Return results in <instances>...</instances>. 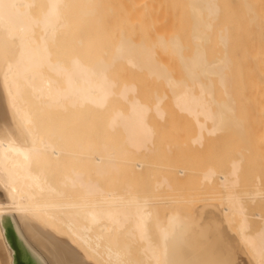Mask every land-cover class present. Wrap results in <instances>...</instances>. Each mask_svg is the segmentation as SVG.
<instances>
[{
	"label": "bare ground",
	"instance_id": "6f19581e",
	"mask_svg": "<svg viewBox=\"0 0 264 264\" xmlns=\"http://www.w3.org/2000/svg\"><path fill=\"white\" fill-rule=\"evenodd\" d=\"M165 1L0 0V264H264V0Z\"/></svg>",
	"mask_w": 264,
	"mask_h": 264
},
{
	"label": "rangeland",
	"instance_id": "374dc122",
	"mask_svg": "<svg viewBox=\"0 0 264 264\" xmlns=\"http://www.w3.org/2000/svg\"><path fill=\"white\" fill-rule=\"evenodd\" d=\"M164 1H165V0H164ZM170 1H171V0H170ZM165 2H166V1H165ZM167 2H169V0H168ZM162 3H163V0H161V2H160L161 6H162ZM170 3H171V2H170ZM164 4H165V3H164ZM171 4H172V3H171ZM171 4H170V5L168 4L169 7L166 6V4H165V5H164L165 7L163 6L162 8H164V9L167 8L166 10L169 11V9L173 7V6H171ZM172 5H173V4H172ZM170 6H171V7H170ZM164 9H163V10H164ZM170 11H171V10H170ZM167 90H168V89H167ZM169 93H170V91H169ZM169 93H167V95H168ZM169 95H173V94L170 93ZM168 97L170 98V97H172V96H168ZM169 98H168V101H169ZM178 114H179V113H178ZM175 115H176V114H175ZM175 115H174V116H175ZM179 116H180V117H178V118H181V117H182L181 114H179ZM176 117H177V116H176ZM175 119H176V118H175ZM176 120L178 121V120H180V119H176ZM181 121H182V120H180V122H181ZM181 123H182V122H181ZM184 123H185V122H184ZM179 124H180V123H179ZM180 125H181V124H180ZM181 126H184V125H181ZM181 126H180L181 130H180V129H178V130L180 131L179 133L182 135V133H183L182 129H184V128H182ZM178 128H179V127H178ZM186 128H187V129H186ZM189 128L191 129V127H185L186 132H187V130H190ZM178 130L176 129V131H178ZM176 131L174 130L175 133H176ZM181 131H182V132H181ZM174 132H173V133H174ZM186 132H184V133H186ZM192 132H193V131H191V130L188 131V132H187V133H188L187 135H188V136H191V135H192ZM189 133H191V135H189ZM180 134H179V135H180ZM177 135H178V133L175 134L174 136L177 137ZM185 135H186V134H185ZM185 135L183 134L182 136L185 137ZM225 135L227 136V134H225ZM182 136H179V137H178V138H181V140H180L181 142L178 141V143L180 142V147L183 146L184 149H183V148L179 149L180 147H179V146H176L175 149H176V151L179 149L178 152H176L174 149H172V148L174 147V145H175V142H176V145H177V140L174 139V142H172V144H174L173 147H172V145H171V143H170L171 140H172L173 138H171V140H169V141H170L169 143H170V145H171V146H170V149H171L172 152H173V151L176 152V153L174 152V154H175L176 157H177V158H176V157L174 156V154H173L172 156L169 154L171 157L168 158V159L172 160V162H170V163H172L173 166H174L175 164H176L175 167H178V168H179V166H182L183 164H182L181 162H182V160H183V157L186 156L187 159H188V162L191 163L190 165L187 164V165H189L188 167H190V166H191V167L194 166V165H192V164H196L197 166H199V168H198L196 165H195L196 168H193V167H192L193 169H196V171H197L198 169H200V168L202 167V165H203V167H204V166H205V167H206V166L209 167L213 162L216 163V165H217V167H218L217 169H220V170H223V169H224L225 166L223 165V163H225V161L227 160V158L230 156V155H228V157H226V156H227V155H226L227 153H225V152H227V151L229 152V150H227V149H229L228 146L231 145V144L227 141V140H229V139H228L229 136L226 138V137L222 134L221 137H223V138H221V137L219 136V137H220L219 139H218V137H217L216 140L214 139L215 142H214V140H213V141H208V142H210V143H208V145H210V146H207V142H206V144H205L206 147H205V146L197 147V146L193 145V143L190 142L191 140L188 139L187 137H185V140H187V141L185 142V141H184V138H182ZM178 138H177V139H178ZM186 138H187V139H186ZM189 138H190V137H189ZM225 138H226L227 143H226V141H224ZM175 140H176V141H175ZM188 140H189V141H188ZM230 140H231V139H230ZM172 141H173V140H172ZM182 141H183L185 144L182 143ZM187 142H188V143H191L193 146H195V147H193V150H192V148H191L192 145L189 147V148H191V149H189L188 146L186 147V145H188ZM163 143H164V142H163ZM211 143H212V145H211ZM183 144H184L185 146H184ZM225 144H226V145L228 144V145L226 146ZM163 145H167V144L165 143V144H163ZM181 145H182V146H181ZM168 147H169V145H168ZM177 147H178V149H177ZM185 147L188 148V149H189L190 151H192V152L194 151V152L196 153V157H195V155H194V154H195L194 152H193V153H192V152L189 153V150H188V149L186 150ZM196 148H198V150H197ZM165 149H166V148H165ZM167 149H168V148H167ZM195 149H196V150H195ZM225 149H226V151H225ZM185 151H186V153H185ZM196 151H197V152H196ZM168 152H169V151H168ZM168 152H167V154H168ZM223 152H224V153H223ZM169 153H171V152H169ZM181 153H182V154H181ZM183 153L186 154V155H184ZM187 153H188V154H187ZM191 153L193 154V156H192ZM235 153H236V152H235L234 150H232V153H231V151H230L229 154L235 155ZM167 154H166V155H167ZM223 154H224V155H223ZM166 155H164L165 158L168 156V155H167V156H166ZM180 155H181V156H180ZM232 155H231V157H232ZM164 156H163V157H164ZM178 156H179V157H178ZM182 156H183V157H182ZM188 156H189V157H188ZM190 156L192 157V159H193V157H194V160H195V161H192ZM235 156H236V155H235ZM172 157H174V158H172ZM180 157H182V159H181ZM186 157H185L184 159H186ZM175 158H176V159H179V158H180L179 160L181 161L180 163H181L182 165H181L180 163L177 164V163H176L177 161L175 160ZM224 158H225V159H224ZM189 159H190V160H189ZM223 159H224V160H223ZM166 160H167V159H165V162H166ZM174 160H175V161H174ZM222 160H223L224 162H223ZM197 161H198V162H197ZM167 162H168V160H167ZM167 162H166V163H167ZM173 162H174L175 164H174ZM186 162H187L186 160H183V163H184V164H185ZM192 162H193V163H192ZM194 162H195V163H194ZM214 163H213V165L216 166ZM206 164H207V165H206ZM208 164H209V165H208ZM250 164H251V163H250ZM178 165H179V166H178ZM185 165H186V164H185ZM222 165H223V166H222ZM219 166H220V167L222 166L221 168H223V169H221ZM249 166H250V167H249ZM249 166H245V169L248 168V169H249V172H251V171H252V168H253V166H255V164L252 166V168H251V165H249ZM191 167H190V168H191ZM254 168H256V166H255ZM254 168H253V170H255ZM193 169H192V170H193ZM201 169H202V168H201ZM176 170H177V168H176ZM192 170H191V171H192ZM202 170H204V169H202ZM202 170H198V171L201 172ZM250 170H251V171H250ZM194 171H195V170H193L192 172H193V174L195 175L196 173H194ZM247 171H248V170H247ZM247 171H246V173L248 174ZM175 172H176V171H175ZM255 172H256V170H255ZM253 173H254V171L248 174V175H249V178H248V175H246L247 178H248L247 180L250 179V181H251V179L254 178L253 176H251ZM253 175H255V173H254ZM191 177H192V176H191ZM191 177H190V178H191ZM196 177H197V176H196ZM252 177H253V178H252ZM194 179H195V176H194L193 180H191V184L188 183L189 187H186V188H185V190H186V189H187V190H188V189H190V190L192 189L191 191H193V192H195V191L197 190L196 193H193V194H195V196H194L192 193H189L190 191L187 192V195H188V194H192V195H193V199H195V203H196V204L194 203L195 206L192 205V206H193V209H194V207H195V208L198 207L199 204L204 205L205 203L208 202V201H204V200H208V199H212L211 202H214V203H215V202L220 203L218 200H214L215 198L213 199L214 195H213V196L206 195V192L204 193V191H205L204 188L201 189V190H204V191H202V192L199 191V190H200V187H201L202 185L199 187L200 183H199L198 181H194ZM195 180H196V179H195ZM198 180H199V179H198ZM188 181H189V180H188ZM192 181H194V182L192 183ZM189 182H190V181H189ZM196 182H198V183H197L198 186H197V187L195 186V188H193V187L190 188V187L192 186V184H194V183H196ZM186 183H187V182H186ZM248 183H249V182H248ZM248 183H247V184H248ZM197 184H196V185H197ZM186 185H187V184H186ZM190 185H191V186H190ZM248 186H249V187H248ZM248 186H246V187L241 186V187H242L243 191H244V190H250V189H252L251 185H248ZM198 188H199V190H198ZM195 189H196V190H195ZM240 189H241V188H239V190H240ZM242 189H241V190H242ZM241 190H240V191H241ZM182 191H183V190H182ZM198 191H199V192H198ZM243 191H242V192H243ZM175 192H176V191H175ZM177 192H178V191H177ZM180 192H181V191H180ZM178 193H179V192H178ZM182 193H183V192H182ZM184 193H186V192H184ZM197 193H198L199 195H198ZM200 193H201V194L203 193V194H205V195H203V194L201 195ZM175 194H177V193H175ZM207 194H208V193H207ZM200 195L203 196V197H201ZM188 196H189V195H188ZM190 196H191V195H190ZM190 196H189V197H190ZM196 196H199L201 199H198L199 197H196ZM209 196H210V197H209ZM216 196H218V195H216ZM205 198H206V199H205ZM219 198H220V196H219ZM219 198H218V199H219ZM193 199L191 200V198H190L191 202L193 201ZM216 199H217V197H216ZM198 200H199V201H198ZM202 200H203V201H202ZM219 200H220V199H219ZM196 201H197V202H196ZM247 201L249 202L248 199H247ZM199 202H200V203H199ZM185 203H186V202H185ZM188 203H189V202H188ZM188 203H186V204H188ZM209 203H210V200H209L208 204H209ZM214 203H211V204H214ZM217 203H215V204H217ZM186 204H185V206H187V208H186L185 206H184V207H185L186 209H189V208H190L189 206H191V205H186ZM192 204H193V203H192ZM197 204H198V205H197ZM180 205L183 206L184 204H183V205L180 204ZM201 205H199V206H201ZM192 206H191V207H192ZM189 210H192V209L190 208ZM254 211H255V207L252 206V207L250 208V212L254 213ZM254 221H256V218L254 219ZM202 230H204V232H207V233H212L211 231L208 232V229H207V231H205L206 229H202ZM199 232H200V231H198V233H199ZM201 232H202V231H201ZM204 232H202V233H204ZM213 233H214V232H213ZM213 233H212V234H213ZM212 234H211V235H210V234H206V235L204 234V235H205V237H206V236L208 237L207 240H208V239L210 240V236H212ZM197 235H198V234H197ZM200 235H201V233H200ZM208 235H210V236H208ZM202 236H203V235H202ZM205 237H204V239H205ZM197 238H198V237H197ZM199 238H201V237H199ZM211 238H213V237H211ZM201 239H202L203 242H201V241H200V242L203 243V244L200 246V250L202 249V248H201L202 246H203V251H204V250H205V251H206V250H207V251L212 250V249H210V250L207 249L208 247L210 248V246L207 245V244H206L205 247H204V244H205L204 242H205V240H203V238H201ZM199 240H200V239H197V241H199ZM207 240H206V241H207ZM209 240H208V241H209ZM211 241H212V240H211ZM213 241H214V239H213ZM206 246H208V247H206ZM204 248H205V249H204ZM212 248H213V247H212ZM214 248H215V246H214ZM214 248H213V249H214ZM218 248H219V247H218ZM216 250H217V247H216L213 251L215 252ZM213 251H212V252H213ZM215 254H216V253H215ZM215 254H214V256H216ZM218 255H219V254H218ZM218 255H217V257H220V256H218ZM218 264H220V263H218Z\"/></svg>",
	"mask_w": 264,
	"mask_h": 264
},
{
	"label": "water",
	"instance_id": "95a60500",
	"mask_svg": "<svg viewBox=\"0 0 264 264\" xmlns=\"http://www.w3.org/2000/svg\"><path fill=\"white\" fill-rule=\"evenodd\" d=\"M4 228L7 241L14 251V264H40V262L35 259L32 251L28 249L23 240L19 237L9 220L4 222Z\"/></svg>",
	"mask_w": 264,
	"mask_h": 264
}]
</instances>
